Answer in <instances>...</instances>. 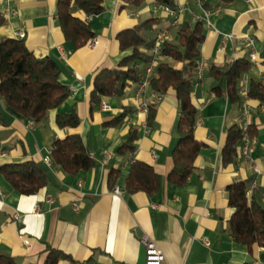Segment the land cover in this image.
Returning a JSON list of instances; mask_svg holds the SVG:
<instances>
[{
  "label": "crops",
  "instance_id": "crops-1",
  "mask_svg": "<svg viewBox=\"0 0 264 264\" xmlns=\"http://www.w3.org/2000/svg\"><path fill=\"white\" fill-rule=\"evenodd\" d=\"M6 1L15 13L0 26V41L17 38L22 30V39L34 55L51 57L59 64V79L71 93L39 123L16 113L0 97L6 121L0 123L1 151L5 152L0 164L33 160L45 167L48 177L37 193L22 195L0 173V254L13 256L18 264H44L47 247H53L68 255L58 264H144L145 249L139 238L147 235L162 251V264H244L259 259L260 247L254 245L249 252L229 234L233 209L226 187L238 180L247 187L255 183L251 197L264 208V101L249 98L246 113L256 130L257 143L249 156L260 170L255 174L251 162L239 156L227 166L221 163L227 130L242 119L241 101L213 95L211 89L217 82L207 76L194 86L193 99L201 118L194 137L203 146L186 182L175 185L166 180L173 165L171 151L180 137V112L173 92L153 102L151 91L144 90L143 99L155 106L151 124L147 114L136 107L137 84L130 85L122 97H102L93 107L89 94L96 69L113 68L130 54L119 50L117 34L150 16L160 19L158 29L172 42L182 21L194 22L201 16L205 36L200 54L206 68L246 58L252 65L242 78L248 84L251 80L264 84V0H208V8L197 0H174L178 9L175 26L154 0H145L138 9L121 8V0H103L100 14L84 16L96 39L91 48L87 44L74 48L65 39L58 23L57 0H0V13ZM166 19L168 24L161 28ZM102 102L109 105L108 110L101 109ZM125 109L120 124L107 123ZM72 110L80 117L77 131L95 163L76 174L44 163L51 158L52 142L72 132L58 127L56 115ZM131 128L138 134L136 149L122 155L117 150ZM133 160L152 164L161 175L157 194L124 190ZM113 169L119 176L110 187L108 174ZM115 187L120 194L113 192ZM37 205L39 210L33 211ZM14 214L19 216L17 222Z\"/></svg>",
  "mask_w": 264,
  "mask_h": 264
},
{
  "label": "trees",
  "instance_id": "trees-1",
  "mask_svg": "<svg viewBox=\"0 0 264 264\" xmlns=\"http://www.w3.org/2000/svg\"><path fill=\"white\" fill-rule=\"evenodd\" d=\"M159 5H167L176 13L174 0H154ZM203 8H208V0H199ZM227 3L231 0H218ZM145 0H121V8L138 9ZM57 18L64 37L74 48L85 46L94 32L84 16L98 15L103 11V0H57ZM160 19L150 16L139 21L131 28L117 34L120 51H130L115 67L101 68L94 71L92 88L89 94L90 106L99 105L102 97H122L132 84H138L140 77L150 64ZM4 19L0 14V26ZM203 22L184 20L176 29V41L163 40L159 45V54L169 57L155 66L148 83L151 93L163 96L172 91L178 103L180 117L178 130L180 137L171 151L172 168L166 180L175 185H182L195 168V160L203 146L194 137V128L198 107L193 99V86L196 83V69L201 60L200 45L204 40ZM176 64H179L177 66ZM252 63L246 58H238L223 65H210L205 76L217 84L211 89L215 96H226L231 102H240L238 88L242 76L247 73ZM59 64L51 57H37L30 51L22 38H5L0 41V97L16 113L39 123L46 119L48 112L58 107L71 93L68 85L60 79ZM248 96L264 101V84L251 80L248 84ZM127 114L112 118L107 123L120 124ZM155 114L154 103L148 104L147 120L151 124ZM55 122L60 128H70L72 132L64 138L52 142L50 156L52 164L64 172L76 174L92 168L95 163L80 133V117L75 110L58 113ZM0 123L5 118L0 110ZM250 136H255L252 125L248 129ZM243 133L240 125L228 128L225 143L221 150V163L227 166L239 156V145ZM138 134L136 128L129 130L128 137L118 147V153L126 155L136 149ZM1 151V145H0ZM0 173L5 181L19 194L32 195L47 183L44 166L33 160L0 164ZM119 171L113 169L108 174L110 187L114 186ZM161 175L152 164L133 160L124 182L128 193L145 192L153 196L160 191ZM245 182L238 180L226 187L227 202L233 213L229 219L231 238L247 247L251 252L254 245L261 248L260 261L264 264V208L246 195ZM68 255L62 251L47 247L44 264H58L60 258ZM0 264H18L13 256L0 254ZM244 264H253L245 262Z\"/></svg>",
  "mask_w": 264,
  "mask_h": 264
},
{
  "label": "built area",
  "instance_id": "built-area-1",
  "mask_svg": "<svg viewBox=\"0 0 264 264\" xmlns=\"http://www.w3.org/2000/svg\"><path fill=\"white\" fill-rule=\"evenodd\" d=\"M197 3L200 4V1L197 0ZM160 7L165 10L167 12V14L172 18V25L175 26L177 25V19L175 18L176 16V12L170 8L167 5H160ZM10 13H15V11L10 8L8 2H5V6L3 8V11L0 13L2 18L5 20H8V16ZM90 15H87L86 18H89ZM196 20H202L201 16H196ZM25 33L20 30L16 33L17 38H24ZM168 34L166 32H159L156 36L155 39V44L154 47L151 49L152 53H153V58L150 62L149 65L146 66L144 73L142 74V76L140 77V81L137 84L136 87V91H135V98L137 101V109L139 111H143L144 113L147 114L148 111V104L149 102L144 100L142 95L144 90H146L148 88V83H149V78L155 68V66L157 65L158 62L162 61V60H168L169 57L166 55H160L159 54V45L160 43L165 40L168 39ZM247 41H249L250 43L252 42V39L249 38L248 36L244 37ZM96 44V39L95 37H91L89 39V41L87 42V46L89 48L93 47ZM224 46V42L222 44V48ZM252 57H254V55H252ZM206 65L202 60H199L198 64H197V69H196V83L194 86L199 85L202 83V81L205 78V74H206ZM193 86V87H194ZM238 93L239 96L241 97V110H242V119L240 122V127L243 133V137L241 139L240 145H239V157L245 160H248L251 162V166H252V171L255 174L260 173V170L258 168V166L252 162V160L250 159V153L253 151L255 144L257 143L256 137L255 136H250L248 129H249V123L246 119V113L247 110L249 109V105H248V83L247 80L244 78H241L240 80V84H239V88H238ZM162 96L160 94L157 93H152V100L153 102H158L159 100H161ZM100 107L102 110H108L109 109V105L105 102H102L100 104ZM201 124V118L200 116L197 114V118H196V123L195 125H200ZM5 152L0 151V156H4ZM44 163L47 166H51L52 164V160L51 158H45L44 159ZM255 183H253V185H251L250 187H247L246 189V195L250 198L252 196V191L253 188L255 187ZM113 192L115 194H120L121 191L118 187H115L113 189ZM39 210V205L35 206L33 208V211H37ZM19 219V216L17 214H14L13 216V220L15 222H17ZM204 243H207V240L205 238H202ZM140 243L143 245L144 249H145V262L144 264H162L163 262V254L162 251L160 250V248L147 236V235H142L139 238ZM23 244L24 245H28L29 241L24 239L23 240ZM253 264H261L260 258L255 260L253 262Z\"/></svg>",
  "mask_w": 264,
  "mask_h": 264
},
{
  "label": "rangeland",
  "instance_id": "rangeland-1",
  "mask_svg": "<svg viewBox=\"0 0 264 264\" xmlns=\"http://www.w3.org/2000/svg\"><path fill=\"white\" fill-rule=\"evenodd\" d=\"M159 12L156 13V15H158ZM168 24V20H164V21H161V24H160V27L163 28L164 25H167Z\"/></svg>",
  "mask_w": 264,
  "mask_h": 264
}]
</instances>
